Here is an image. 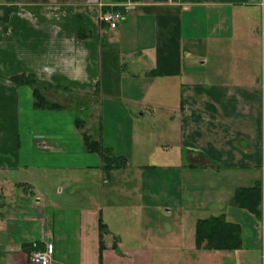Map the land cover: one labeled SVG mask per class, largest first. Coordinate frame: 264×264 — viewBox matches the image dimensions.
<instances>
[{
	"label": "crops",
	"instance_id": "crops-1",
	"mask_svg": "<svg viewBox=\"0 0 264 264\" xmlns=\"http://www.w3.org/2000/svg\"><path fill=\"white\" fill-rule=\"evenodd\" d=\"M120 1L0 0V264H264V0H131L108 27ZM20 72L79 105L34 107ZM219 214L238 245H196Z\"/></svg>",
	"mask_w": 264,
	"mask_h": 264
},
{
	"label": "trees",
	"instance_id": "trees-1",
	"mask_svg": "<svg viewBox=\"0 0 264 264\" xmlns=\"http://www.w3.org/2000/svg\"><path fill=\"white\" fill-rule=\"evenodd\" d=\"M7 1V0H6ZM11 1V0H8ZM15 9L11 2L0 4V29H5L6 20L10 11ZM15 83L29 84L31 86L32 105L34 107L57 108L60 104L53 100H48L38 87V80L30 73H16L7 76ZM79 121V119H78ZM76 120L75 125L80 127ZM84 148L88 151L96 152L102 162L103 167L109 169L123 165L122 157L114 155L110 148L102 145L98 138L91 137L85 131L81 132ZM244 188L245 205L252 207L255 213L258 212V187L253 184ZM253 205V206H251ZM235 224L224 220L223 215H215L211 218L197 219L195 223V244L200 245L204 240L206 247L233 248L239 243V234L236 233Z\"/></svg>",
	"mask_w": 264,
	"mask_h": 264
},
{
	"label": "rangeland",
	"instance_id": "rangeland-1",
	"mask_svg": "<svg viewBox=\"0 0 264 264\" xmlns=\"http://www.w3.org/2000/svg\"><path fill=\"white\" fill-rule=\"evenodd\" d=\"M45 94H46V97H47V99L49 100V99H53V100H57V101H59V102H61V104H67L68 102L70 103V104H73L75 107H76V105H79V102H77V101H71V98H69L70 96H71V93H68V92H60V91H57V90H54V89H50L49 90V88H47V91L45 92ZM74 96V95H73ZM72 96V97H73ZM83 105H84V102H83ZM77 108V107H76ZM85 108H83L82 110H84ZM80 117L82 118V119H79V120H83V117H84V112L82 111L81 112V115H80ZM148 162L147 163H152L153 162V159L152 158H150L149 160H147ZM34 171V170H33ZM33 171L31 170V172H28L29 173V175L30 176H26V178H28V181H30V182H32V183H34L36 186V188L37 189H40V185H39V179H37L36 178V176H35V174L33 173ZM34 172H36V171H34ZM125 180L127 181L128 179H127V177H125V179L124 180H122L121 182H125ZM187 184V182L184 184V187H185V185ZM196 199V197L194 196V198H193V200H195ZM127 216H128V214H127ZM131 217L132 218H134V219H137V217H138V215H136V217L134 216V214L133 215H131ZM191 214H189V215H187L186 216V219H185V222L187 223L186 225H188V223L190 222V220H191ZM145 218H148V220L150 221L151 220V217L149 216V215H147L144 211H143V214H142V217H141V219H142V221L144 222V221H147V220H145ZM138 220V219H137ZM158 220L159 221H165V219L163 220V219H161V218H158ZM128 222H131V220L130 221H128ZM127 222V223H128ZM133 222H134V220H133ZM127 228H133V227H130L129 226V224H127V226H126ZM146 230V229H145ZM133 231V230H132ZM159 233H160V235H159V237H162L163 238V234H162V232L159 230ZM133 234H134V232H133ZM150 240H152V238L151 237H147V238H143L142 240H141V243L142 244H144V245H146L145 243H150Z\"/></svg>",
	"mask_w": 264,
	"mask_h": 264
},
{
	"label": "built area",
	"instance_id": "built-area-1",
	"mask_svg": "<svg viewBox=\"0 0 264 264\" xmlns=\"http://www.w3.org/2000/svg\"><path fill=\"white\" fill-rule=\"evenodd\" d=\"M170 1V0H168ZM131 0H121L119 5L121 9L105 11L100 14V19L105 21L108 27L117 25L118 20L123 16V13L128 9ZM51 245L46 243L44 249L33 250L29 253L28 259L36 264H48L50 260Z\"/></svg>",
	"mask_w": 264,
	"mask_h": 264
}]
</instances>
